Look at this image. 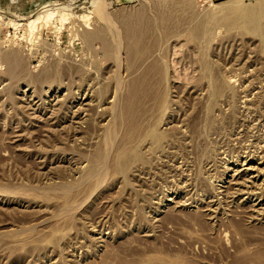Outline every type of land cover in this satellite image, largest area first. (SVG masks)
I'll return each mask as SVG.
<instances>
[{
  "label": "rangeland",
  "instance_id": "1",
  "mask_svg": "<svg viewBox=\"0 0 264 264\" xmlns=\"http://www.w3.org/2000/svg\"><path fill=\"white\" fill-rule=\"evenodd\" d=\"M0 264H264V0H0Z\"/></svg>",
  "mask_w": 264,
  "mask_h": 264
},
{
  "label": "bare ground",
  "instance_id": "2",
  "mask_svg": "<svg viewBox=\"0 0 264 264\" xmlns=\"http://www.w3.org/2000/svg\"><path fill=\"white\" fill-rule=\"evenodd\" d=\"M47 14H48L47 17H48V18L50 17V19H52L51 16L54 15L55 13L53 14V12H51V13H47ZM53 17H54V16H53ZM41 18H42V16L39 15L37 18H34L31 22H29V24H30V25H32V24L34 25L37 21L41 20ZM45 18H46V17H45ZM48 18H47L46 20H48ZM63 20H64V19H63ZM43 21H45V19H44ZM46 22H47V21H46ZM62 23H63V22H62ZM33 25H32V26H33ZM92 175H93V174H92Z\"/></svg>",
  "mask_w": 264,
  "mask_h": 264
}]
</instances>
